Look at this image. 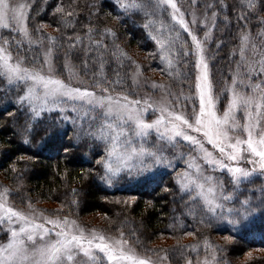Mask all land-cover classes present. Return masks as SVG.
I'll return each mask as SVG.
<instances>
[{"label":"trees","instance_id":"trees-1","mask_svg":"<svg viewBox=\"0 0 264 264\" xmlns=\"http://www.w3.org/2000/svg\"><path fill=\"white\" fill-rule=\"evenodd\" d=\"M31 1L28 24L34 43L18 42L27 63L46 43L57 58L66 52L92 88L128 93L132 90L129 76L138 70L147 80L167 84L176 95H193L195 69L192 56L184 55L190 49L187 35L177 26L180 41L166 53L172 61L169 67L160 60L161 50L152 36L167 39L170 17H152L146 10L125 11L120 6L141 0ZM250 2L254 9L246 6V0H212L219 32L210 51L218 50L211 64L216 90L220 75L226 78L235 71L240 54L236 42L244 34L248 41L259 34L264 37V2ZM149 20L152 25L145 28ZM241 63L238 70L243 73ZM23 94L21 85L7 84L0 76V189L7 191L14 205L31 209L55 205L79 224L109 232L122 230L140 254L163 255L168 264L193 262L210 252L219 264H264V209L257 208L237 227L227 223L228 216L235 217L227 209L240 208L245 200L256 205L264 198V177L254 176L237 188L225 174L214 175L224 182L223 194L230 197L221 198L224 207L217 209L224 220L211 218L202 202L193 204L181 191L177 173L185 171L189 158V150L182 145L166 146L164 155L172 159V168L158 167L139 178L124 175L109 185L98 176L103 143L78 134L81 124L91 122L92 114L70 110L65 121L63 113L54 111L30 119L27 104L21 108L18 103ZM22 126L27 133H21ZM48 128L53 131L45 138ZM154 144L156 139L150 138L148 145ZM248 253L254 254L246 257Z\"/></svg>","mask_w":264,"mask_h":264},{"label":"snow or ice","instance_id":"snow-or-ice-1","mask_svg":"<svg viewBox=\"0 0 264 264\" xmlns=\"http://www.w3.org/2000/svg\"><path fill=\"white\" fill-rule=\"evenodd\" d=\"M120 6L125 11L137 8L146 10V15L152 17L165 19L170 17L171 24L166 29L167 39L162 40L152 36L161 50L160 60L166 61L169 67L172 61L168 59L166 53L170 52L177 41H180L181 34L177 26L191 38L192 47L186 49L184 55L196 57L195 67L198 74L195 77V89L199 99L198 112L194 109L190 115L173 112L165 114V108L157 109L148 100H144L141 106L140 100H130L127 95L121 98L97 96L93 91L71 86L61 79L44 75L39 70L22 67L18 62L12 63L13 57L4 49H0V76L6 77L10 82H18L27 89L19 96L18 103L21 108H25L27 104L26 109L27 112L30 109V119L40 117L45 111L52 113L59 109L63 113V119L67 121L69 115L64 107L67 101L72 102L70 107L73 113L78 111L77 102L80 107L87 105L88 112L96 113L91 116V122L87 126L80 125L78 134H86L103 143V155L97 158L100 170L98 176L102 182L109 185L117 182L124 175L129 178H139L158 167L172 168V159H168L164 152L166 146L175 149L177 138H182L191 147L189 158L185 161L186 169L177 173L176 182L193 204L202 202L204 210L211 218L224 220V214L217 213V209L224 207L218 201L221 198L228 200L230 197L223 195L224 182L209 174V171L211 173L217 170L226 171L231 175L233 185H239L242 177L248 178L255 171L257 163L261 174L264 175V133L258 134V138L254 136V129L260 119L264 118V91L258 96H245L234 89H229L231 96L228 106L222 115H218L215 110L216 104L212 94L204 42L194 34L176 0H150L148 3L141 0L140 3H121ZM246 6L253 9L256 7L250 0H246ZM26 7L24 3L13 6L9 0H0V27H8L14 20L21 26V32L27 36V29L22 23L27 18ZM151 25L152 20H149L144 27L149 28ZM161 26L164 27L163 21ZM208 38L209 33L205 32L204 40ZM247 39L246 35L243 36L242 42ZM45 63H48L47 55ZM261 64L264 65V61H261ZM150 107L154 112L158 110L161 115L154 121L147 122L144 113ZM241 107L245 111L243 130L247 133V139L236 138L233 141L229 131L235 133L240 127L236 122L235 114ZM76 124L77 120L74 119V127ZM54 126H57L56 122ZM188 129L201 133L207 144L220 153V158L209 152L204 142L191 135ZM52 131V128H48L45 138L51 135ZM153 131L156 133V144L149 146L148 139ZM27 132L28 129L22 126L21 133ZM24 142L28 143L29 140L25 138ZM68 151L69 149L65 148L66 154ZM244 151H247L251 157L248 163L254 166L252 172L233 166L245 158L242 155ZM201 159L208 168L199 163ZM8 195L7 191L0 194V221L6 220L11 224L15 220L19 226L9 228L7 243L0 245V264H105V258L107 264H150L149 260L141 258L127 247L122 238L114 239L97 232L88 234L79 228L75 221L45 219L43 223H36L35 217H29L10 207L7 203ZM241 205L240 208L227 209L228 213L235 214L234 218L233 216L227 218V223L233 227L247 221L257 208L264 209V198L256 205H250L247 200L242 201ZM53 232L55 239H52ZM100 253L103 254L102 257L98 255ZM81 254L87 259L81 258Z\"/></svg>","mask_w":264,"mask_h":264},{"label":"rangeland","instance_id":"rangeland-1","mask_svg":"<svg viewBox=\"0 0 264 264\" xmlns=\"http://www.w3.org/2000/svg\"><path fill=\"white\" fill-rule=\"evenodd\" d=\"M9 2L15 6L17 3H24L27 5L25 8L26 13V21L22 22L23 26L27 29V36L24 35V33L20 30V25L16 24V22L13 20L8 27H0V49H4L8 54H10L13 57L12 63H20L22 67H26L29 69H35L41 71L44 75H50L53 78L61 79L65 83L70 84L71 86L80 87L82 89H87L89 91H93L97 96H112L116 98H121L124 95H127L130 100H140L141 106H143V101L148 100L150 103L153 104V106L157 109L160 107L165 108L166 112H173L175 114H184V115H190L193 110L195 109L197 112L199 110V99L198 94L195 89V80H194V87H193V95L188 94H174L170 87L167 86L165 83H161L160 81H154L153 79L147 80L146 77L138 70H133L129 76L130 84L132 86V90L128 93H122V92H115L108 89H95L92 88L82 77L81 71H78L76 68L75 62L73 63L71 59L67 56V53L64 52L59 58H57L56 54L52 51L51 47L48 44H41L38 48V56H35L33 60L30 63H27L25 61V54L21 50V46L18 43L20 40L23 44L34 43V38L32 37L29 29L28 19L30 17L31 9L33 7V3L31 0H9ZM176 3L178 7L180 8L181 12L184 14L186 22L189 23V26L194 31V34L197 35L198 39L202 40L204 42L205 46V55H206V62L209 65V73H210V83L212 85V94L215 100L216 104V111L218 115H222L223 111L227 108L229 103V98L231 96V92L229 89H234L241 95L245 96H251V95H259L261 91H264V65L261 64V61H264V37H262L261 34L257 35L254 40L251 41H243L242 39L236 42L238 45V51L239 59L237 61V64H235V71H232L226 78L223 75H220L221 85L218 90L214 89V84L211 79V64H212V57L216 56L218 50L212 51L213 54H210L211 46L215 41V35L218 34V28H217V18L218 15L216 14V9L214 8V5L212 4V0H176ZM215 13V16L213 14ZM182 30V29H181ZM183 31V30H182ZM205 32L209 33V38L205 41L204 36ZM240 34L242 31H239ZM185 33V32H184ZM189 39L190 43V49L192 47L191 45V38L188 36L187 33H185ZM244 34V33H243ZM245 36V34L243 35ZM242 36V37H243ZM234 43V42H233ZM235 46V45H234ZM24 47V46H23ZM233 48V46L231 47ZM50 53V54H49ZM47 55L48 63H45V58ZM192 56V61L195 69V77L198 74L196 67H195V60L196 57L194 55ZM37 57V58H36ZM244 66L243 73L242 70H238L242 66ZM213 63H215L213 61ZM231 63V61H230ZM59 64H61V71L59 72ZM233 64L231 69L233 70ZM3 77V76H2ZM5 82L10 85L20 86L18 82L15 81H9L6 77H3ZM235 79V84H233V80ZM257 85H259V88H257ZM24 89V92L27 90L23 85H21ZM72 104L71 101H67L64 105L65 109L67 111L71 110L70 105ZM78 106V112H83L85 114H92L95 115L96 113L88 112L87 105H84L83 107L79 106V102H77ZM56 111H59L57 109ZM99 111V110H98ZM47 112V111H45ZM161 113L157 111H153V108L150 107L148 110L144 113V119L147 122H152L155 119H157ZM236 122L240 125V127L235 130V133H233L232 130L229 131V135L233 136V141L236 138L240 139H247V133L243 130V125L245 123V111L243 108H238L236 110ZM194 119V118H193ZM255 123V121H254ZM187 131L190 132L191 135L196 136L198 139L202 140L204 142L205 148L212 152L213 155L216 158H220V153L213 149L210 144H207L205 138L202 136L201 133L192 132L190 129ZM264 133V118L260 119L259 124H257L256 128L254 129V136L258 138V134ZM152 139H156V133L155 131L152 132L150 135L148 142ZM177 146L182 145L186 149L185 151L189 150L191 145H189L187 142L183 141L182 138H177ZM246 149V145L244 146ZM243 159L240 160L238 164H234L233 166H238L245 168L252 172L253 165L248 163V159L251 158L247 151H244L242 153ZM258 161V158H256ZM201 165L205 168H208L206 164H204L203 160L201 159L199 161ZM219 174H225L226 177L232 181V177L230 174H228L226 171L221 172L220 170H217L215 173H211L209 171V174L217 175ZM254 176H262L261 170L257 165L255 166V171L252 172V174L248 178H241L239 185H233L234 187H239L240 184L244 181H247L248 179L254 177ZM232 183V182H231ZM5 191L0 189V194L4 193ZM224 195V194H223ZM7 203L10 207H12L16 211H21L25 215L29 217H35L36 223H43L45 219H60V220H70L75 221L76 225L85 230L86 233L90 234L91 232H97L101 234H105L107 236H110L114 239H123L126 242V246L131 248L133 251L137 253L138 256L141 258H146L150 261V264H168L165 257L163 255H159L156 257H146L140 254L136 247L134 246L133 242L129 239L127 236V233L118 230V231H107V230H100L97 228H94L92 226L94 225H88L86 226L82 222L79 224V221L76 220L72 215L63 214L58 207L54 206H45L43 208L37 209V208H21L17 205H14L9 198L7 197ZM220 203V200L218 201ZM99 221V220H98ZM86 227H85V226ZM18 223L14 220L11 224H8L6 220L0 221V245H3L7 243V239L9 236V228H18ZM48 227H51V225H47ZM55 231V230H54ZM52 239H55L54 232ZM37 240L39 241V237H37ZM254 253H248L246 254V257L252 256ZM99 256H103L102 253L98 254ZM245 257V258H246ZM81 258L87 259L86 257H83V254H81ZM219 264L217 259L215 258V255L213 252L208 253L207 256H204L196 261H188L184 264ZM105 264H107L106 258H105Z\"/></svg>","mask_w":264,"mask_h":264}]
</instances>
